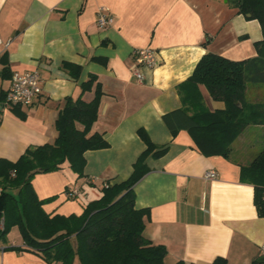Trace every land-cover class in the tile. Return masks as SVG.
<instances>
[{
    "label": "crops",
    "instance_id": "crops-1",
    "mask_svg": "<svg viewBox=\"0 0 264 264\" xmlns=\"http://www.w3.org/2000/svg\"><path fill=\"white\" fill-rule=\"evenodd\" d=\"M100 8L113 18L105 28L96 24ZM262 38L259 22L239 13L235 0H0V158L16 161L28 147L54 143L64 98L78 97L80 82L96 74L103 95L92 130L109 146L84 153L80 177L67 162L36 174L31 183L37 197L50 198L44 211L79 215L100 198L103 182L129 178L146 148L137 134L143 128L153 143L167 146L160 157L146 158L149 170L134 186L135 206L147 209L144 234L166 247L165 263L212 264L221 257L225 264H264V217L254 204V187L240 175V166L262 149L255 145L264 125L247 126L225 158L202 154L187 131L172 135L162 120L182 106L178 86L203 54L254 57ZM145 47L157 51L159 63L144 69V82H138L134 51ZM63 62L82 67L78 80ZM26 70L39 72L42 93L31 105L7 104L11 74ZM199 89L209 109L224 107L204 86ZM93 96L86 92L83 99ZM210 169L217 178L203 177ZM71 189L81 194L70 197ZM17 191L10 190L14 196ZM0 244L22 246L23 240L7 237ZM0 264L49 263L34 252L8 249L0 251Z\"/></svg>",
    "mask_w": 264,
    "mask_h": 264
},
{
    "label": "trees",
    "instance_id": "trees-1",
    "mask_svg": "<svg viewBox=\"0 0 264 264\" xmlns=\"http://www.w3.org/2000/svg\"><path fill=\"white\" fill-rule=\"evenodd\" d=\"M235 5L239 13L260 24L263 38L255 42L257 55L232 60L212 52L203 54L192 74L178 86L182 106L162 115L172 135L187 131L206 156L228 158L232 143L247 126L264 125V101L250 102L246 97L248 83L264 84V0H235ZM62 67L74 79L80 78V65L63 62ZM200 85L224 107L209 109ZM79 87L78 97L63 100L55 120L58 135L54 143L28 147L16 161L0 158V218L4 220L0 241L7 242V232L18 226L22 246H5V250L34 252L49 264H166V247L144 234L147 209L135 206L134 186L149 170L146 158L160 157L167 149L153 143L143 128L137 134L146 148L130 177L119 183L103 182L100 198L89 202L81 214L46 213L42 206L50 198L39 199L32 187L36 174L57 171L66 162L82 176L84 153L109 146L102 133L92 130L103 95L97 75L89 73ZM90 91L94 96L85 101L83 95ZM240 175L254 187V204L264 217V147L240 166ZM11 189L18 190L17 196ZM212 264H225V259L218 257Z\"/></svg>",
    "mask_w": 264,
    "mask_h": 264
},
{
    "label": "built area",
    "instance_id": "built-area-1",
    "mask_svg": "<svg viewBox=\"0 0 264 264\" xmlns=\"http://www.w3.org/2000/svg\"><path fill=\"white\" fill-rule=\"evenodd\" d=\"M113 18L106 8H100L96 15V24L100 28H105L112 24ZM8 45V43H5ZM158 53L152 47L140 48L134 51V62L132 64V73L138 82H144V69H153L158 65ZM42 93V82L37 70L14 71L11 74L9 90L6 94L5 102L10 105H31L36 97ZM203 177L205 179H215L218 173L213 170H207ZM70 197H77L81 194L78 189L66 191ZM4 229L3 217L0 218V232ZM264 250V245H263ZM5 246L0 244V251H4Z\"/></svg>",
    "mask_w": 264,
    "mask_h": 264
},
{
    "label": "rangeland",
    "instance_id": "rangeland-1",
    "mask_svg": "<svg viewBox=\"0 0 264 264\" xmlns=\"http://www.w3.org/2000/svg\"><path fill=\"white\" fill-rule=\"evenodd\" d=\"M246 97L250 102L264 101V86H258L257 84L253 85L251 83H248ZM257 142L261 144H259L260 146L255 145V147H263L262 143H264V135L258 137ZM6 236L17 241H20L22 239V234L18 226L10 228Z\"/></svg>",
    "mask_w": 264,
    "mask_h": 264
},
{
    "label": "water",
    "instance_id": "water-1",
    "mask_svg": "<svg viewBox=\"0 0 264 264\" xmlns=\"http://www.w3.org/2000/svg\"><path fill=\"white\" fill-rule=\"evenodd\" d=\"M241 3H242V1H241Z\"/></svg>",
    "mask_w": 264,
    "mask_h": 264
}]
</instances>
